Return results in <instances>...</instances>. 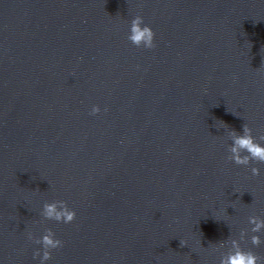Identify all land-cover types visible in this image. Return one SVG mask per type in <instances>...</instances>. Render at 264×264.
<instances>
[{
	"label": "water",
	"instance_id": "water-1",
	"mask_svg": "<svg viewBox=\"0 0 264 264\" xmlns=\"http://www.w3.org/2000/svg\"><path fill=\"white\" fill-rule=\"evenodd\" d=\"M244 123L264 136V0H0V264H40L48 229L46 264H220L232 240L264 264Z\"/></svg>",
	"mask_w": 264,
	"mask_h": 264
},
{
	"label": "clouds",
	"instance_id": "clouds-1",
	"mask_svg": "<svg viewBox=\"0 0 264 264\" xmlns=\"http://www.w3.org/2000/svg\"><path fill=\"white\" fill-rule=\"evenodd\" d=\"M155 36L156 33L151 26L144 23L142 16L137 15L132 19L128 40L133 45L153 49L156 47ZM100 111V107L96 105L93 106L90 114L96 115ZM229 135L232 141V144L228 148L230 154L227 159L229 161L241 166H249L253 161L257 164H264V145L259 142L264 141V136H260L258 141V138L253 135L252 127L248 123L242 125V132L230 129ZM251 173L253 176H259L260 168L251 167ZM41 215L47 220L63 223H71L76 219V212L70 209L65 201L45 203ZM249 223L254 225L251 229L253 233H259L261 230H264V219L251 216L249 217ZM29 239L33 240L35 244L42 245V252L40 249L34 252V258H40V264H46L52 258V251L63 247V241L56 238L55 233L51 229L46 230V233L40 239H35L29 233ZM231 243L234 251L229 252L220 261V264H261V258L253 251L242 248L241 243L237 240H232ZM251 243L254 246L261 245V237L259 235H252Z\"/></svg>",
	"mask_w": 264,
	"mask_h": 264
}]
</instances>
